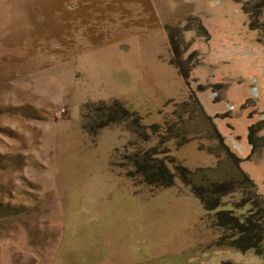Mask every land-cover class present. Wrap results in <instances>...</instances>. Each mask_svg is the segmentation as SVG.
Wrapping results in <instances>:
<instances>
[{"label": "rangeland", "instance_id": "rangeland-1", "mask_svg": "<svg viewBox=\"0 0 264 264\" xmlns=\"http://www.w3.org/2000/svg\"><path fill=\"white\" fill-rule=\"evenodd\" d=\"M245 58H262L253 66L264 76V0H0V264H263L264 252L216 245L219 232L177 177L158 190L129 178V124L91 136L81 121L84 104L117 100L146 128L142 147H155L149 127L163 125L173 102L191 90L201 103L203 67L235 63L244 77ZM259 105L247 135L264 131ZM257 136L261 148L249 145V156L264 151ZM209 144L194 137L165 147L195 170L215 166ZM242 157L264 200V155L251 167ZM229 166L220 171L234 175ZM253 194L224 196V209L258 212Z\"/></svg>", "mask_w": 264, "mask_h": 264}, {"label": "trees", "instance_id": "trees-1", "mask_svg": "<svg viewBox=\"0 0 264 264\" xmlns=\"http://www.w3.org/2000/svg\"><path fill=\"white\" fill-rule=\"evenodd\" d=\"M249 29H256L251 22ZM170 38L171 42L177 40L173 35ZM171 63L183 78L187 77L188 68L182 71L175 62ZM196 114L200 117L199 121ZM81 121L82 128L91 136L108 125H123L127 128L129 124L131 128L128 129L135 136V141L132 142L134 147L132 152L123 155L122 164L129 168L127 175L132 181L158 190L172 185L177 177L199 201L211 227L219 232L216 245L241 251L252 249L256 255H263L264 200L257 193L253 180L240 168L241 159L233 152L226 138L218 130L214 118L206 113L193 91L190 90L185 100L172 103V110L163 117L162 126L153 124L149 127L150 132L158 138L155 147H142L148 138L146 128L140 124V117L135 112L129 111L117 100L84 104ZM259 129L256 125L248 129V141L252 148L263 141L257 136ZM194 137L205 139L212 144L204 149L214 157V167L189 170L171 156L165 147L167 140L172 139L176 146H180ZM214 140L223 151L224 158L214 152L215 148H218ZM200 148L203 149V146ZM227 162L234 175L220 171L221 165H227ZM216 176L218 178L213 179ZM244 189L253 190V197L258 199L259 211L239 217L231 209H224L225 202L222 198Z\"/></svg>", "mask_w": 264, "mask_h": 264}, {"label": "crops", "instance_id": "crops-1", "mask_svg": "<svg viewBox=\"0 0 264 264\" xmlns=\"http://www.w3.org/2000/svg\"><path fill=\"white\" fill-rule=\"evenodd\" d=\"M210 40L209 38L208 42ZM209 43L212 44L215 42L210 41ZM254 47L257 48L258 46L254 45ZM262 61V58H258L257 60L242 59L241 64L238 65L242 69H245L246 74L244 77L240 76L237 70L233 69L235 63L214 66L205 65L207 68H203L207 70L206 75H203V77L201 76L197 84L206 88L200 93L204 110L214 118L218 130L224 137L227 138L226 135H231L233 140H235L237 144H240L241 150L245 152V155L242 156L245 157L248 155V162L246 163L249 164L250 167L251 162L255 166L261 164L264 155V151L261 149L262 153L249 156L250 143L247 135V128L250 125L248 123L255 118L252 117V114L250 116V112L252 111L250 108L251 105H253V103L260 104V110L264 112V76L260 75L259 72H257L258 70L253 66ZM250 80L253 81L254 85L250 83ZM212 87L213 91L217 94L214 98H212V96H214L213 93H210V91L206 92L207 89ZM252 90L257 93L258 98L256 97V100L253 99V95L251 94ZM227 102L233 105L230 111H225L223 109L224 105L222 106V103L225 104ZM246 102H248L247 105L245 104ZM257 135L264 136L263 129L258 130ZM258 146L261 148V144ZM242 156L239 155V157Z\"/></svg>", "mask_w": 264, "mask_h": 264}]
</instances>
